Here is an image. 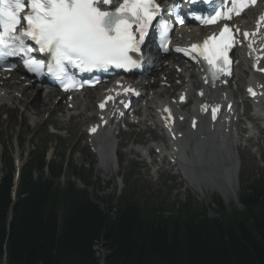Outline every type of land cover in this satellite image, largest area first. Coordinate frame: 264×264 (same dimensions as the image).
<instances>
[{
	"label": "trees",
	"instance_id": "obj_1",
	"mask_svg": "<svg viewBox=\"0 0 264 264\" xmlns=\"http://www.w3.org/2000/svg\"><path fill=\"white\" fill-rule=\"evenodd\" d=\"M28 158L16 188L11 157L1 160L0 264H264V176L242 188L231 213L214 199L216 218L190 203L165 216L126 193L115 204L94 196L100 209L85 189L59 185L61 165H46L44 152Z\"/></svg>",
	"mask_w": 264,
	"mask_h": 264
},
{
	"label": "snow or ice",
	"instance_id": "obj_2",
	"mask_svg": "<svg viewBox=\"0 0 264 264\" xmlns=\"http://www.w3.org/2000/svg\"><path fill=\"white\" fill-rule=\"evenodd\" d=\"M249 2L255 4L256 0H232L233 7L226 13L217 10L204 22L231 19L248 7ZM112 3L113 0H0V63L18 56L24 60L28 71L39 75L43 73L45 61L36 59L32 53L46 54L50 58L48 73L65 90L76 87L65 65L81 72L109 67L132 70L138 66L132 54L140 52L146 30L156 19L160 7L156 0H122L118 6L110 8ZM21 13H24L22 17ZM260 19L264 21V17ZM161 28L163 39L168 31L167 22H161ZM244 36L248 38L249 34L244 33ZM235 43L233 31L225 26L219 39L207 38L202 45L193 44L190 48L207 62L210 71L216 69L212 72L214 80L226 71L224 64L230 63L228 52ZM176 51L190 55L181 48ZM100 107L103 109L104 104ZM212 118H216V109L212 111Z\"/></svg>",
	"mask_w": 264,
	"mask_h": 264
},
{
	"label": "rangeland",
	"instance_id": "obj_3",
	"mask_svg": "<svg viewBox=\"0 0 264 264\" xmlns=\"http://www.w3.org/2000/svg\"><path fill=\"white\" fill-rule=\"evenodd\" d=\"M164 79L160 80L164 81ZM173 84L174 82H172V85ZM168 94L171 95L170 100H176L177 95L175 98H172L173 94L170 90ZM164 95L162 98L165 97ZM84 104L85 102H82V106ZM154 109L152 108L151 111H154ZM86 113L84 114L86 117L91 116L86 115ZM43 120L45 119L40 120V123H42ZM32 123L33 120H25L24 117H22V110L20 107L16 108V106L12 104L0 107V175L2 172L1 169H3L1 160L10 154H12L13 158L17 159L16 163L20 165L19 160L22 158L20 157L22 153L26 155L32 151V153L38 154L45 146L48 149L46 159L54 158V162L62 160L64 154L71 151L72 155L69 157V164H71V167L81 169V167L84 166L82 175L86 174L90 176L88 182L92 185L88 187L87 193L89 196H92V199H95L94 196L98 197L99 200L113 198L114 203L117 196L119 197L121 194L126 193L128 198L133 199L140 207H162V209L166 211L164 214L165 216H170L172 212L176 211L181 205L190 203L194 209L205 210L208 218H216L218 214V208L213 203L214 199L218 200L223 207H225L227 213L238 210L239 205L237 198L242 188L252 181L259 179L261 174L264 176V145H259L258 148L253 147L250 150L249 147L243 149L242 146L239 145V149L236 151L240 169L238 179L236 177L237 182L235 179L232 188L228 186L227 180L224 176L222 178L219 172H209L205 175L198 173L199 176L204 175V178H201L204 180L200 181L201 184L200 182L191 183V185H193V187L191 186L192 188L186 185L185 181L183 182L180 176L172 178L168 174H163L162 171L153 174L148 171L149 168L148 166H144V163H137L134 161V153L129 152L124 154V151L128 150L125 147L129 142H134V140H136L139 143H145L147 141V135L142 138L137 137L138 129L133 130L134 133L131 135H123L124 139H122L123 137L116 139L119 142V146L123 144L124 147L123 151L119 150L117 152L118 158L120 157L117 172L114 173L112 169L111 155L105 170H100L99 168L102 165L98 166L97 158L94 156L92 149L86 146L85 139H79L80 135L85 133V123H82L83 126H80V128L74 129V135H70L69 133L66 134V130L61 128L65 126L61 124L60 129L65 131H61L59 135H53L50 132V128L47 127V124L45 126H40L39 123V126H36V124L33 126ZM239 144L242 145V142H239ZM148 146L149 145L146 147ZM16 157H18L19 160ZM24 160L25 159H23V161ZM234 167L238 170L236 163ZM69 178L70 171H65L63 178L58 180L60 186H65ZM121 179H123L122 182ZM73 181L78 188H84L79 180L73 179ZM195 184H197L200 191L204 193V197L196 193ZM129 186L130 188L134 186V189L131 191ZM93 202H95L100 209L104 210L101 202L96 200ZM101 253L103 256L104 251ZM2 264H6L5 260Z\"/></svg>",
	"mask_w": 264,
	"mask_h": 264
},
{
	"label": "bare ground",
	"instance_id": "obj_4",
	"mask_svg": "<svg viewBox=\"0 0 264 264\" xmlns=\"http://www.w3.org/2000/svg\"><path fill=\"white\" fill-rule=\"evenodd\" d=\"M258 12V11H257ZM247 19V17H246ZM252 29V28H251ZM254 30V29H252ZM185 33L187 31H184ZM185 39H189V38H185ZM194 39V38H191ZM254 39V37L252 38ZM260 44H255L254 46H250L248 48L249 53L251 54V56H254V51H251L250 49L253 50H258ZM262 55H264V52L260 53ZM264 57V56H263ZM249 57L247 55V53H242V56H239V60H240V64L238 65L237 68V72H239V75L241 76L242 74H244L245 72V64L246 62L248 63L250 61L247 60ZM259 59V58H258ZM263 59V58H262ZM247 60V61H246ZM168 61V60H167ZM264 61V59H263ZM260 63H261V68L264 69V62H261L260 59ZM161 76L165 77L166 79H164V81L162 80H158L157 84L155 86V88L151 87L149 89V91H153L154 93L151 92V94L147 95V102H146V106L144 109V115L142 114V117H140V121L138 122L139 125L144 126L141 131H140V135L146 133L147 131L150 132L149 128L146 126L147 123H156V119H154V117L151 115V110L152 108L154 109V112L157 115V119L158 121H160L161 123L164 124H168L171 128L172 134L173 136H179V137H183L184 139L181 140H177L176 144L172 147L173 152H171V155L175 158L174 160L184 163L182 165V167L187 168L189 165H194L193 163V159L192 157H187V153L184 152L186 150V141H191L192 142V147H190V151H193L196 155H198V159L201 158H205L207 155H213L216 157H219L221 154H223V152H229V148L230 146L234 143V133H233V128H232V123L233 120L230 117H232L233 113L230 110H228L227 108L225 109H221V113H220V119L222 120V116H223V120H228L226 122V127L222 131H218L216 133H209L207 132V123L206 121L202 118L201 119V115L195 116L193 117L195 120L197 121V125H196V129H199V133L201 132V134L203 135L202 137H200V134L197 135V133L193 130L192 131V135L191 131L189 129V127H186L185 131H179V126L182 124L181 122H183L182 120L186 118H184L186 115L182 114V110L183 109H178L177 108V104L179 103V99L183 97V95L186 93V97L189 99H195V94L191 95L190 92V87H188V85L185 88H182L180 93L177 95L176 100H170V96L169 90L173 87L169 86V87H164V89H162V86H164V84L169 83L170 85H172V82L174 81V77H173V72L170 73V71L168 70H162L161 71ZM237 76L234 75L233 78H236ZM242 78V76H241ZM181 79V78H180ZM189 79L194 80V83L197 85H201L202 81L199 82L198 76L194 73V71L189 72ZM177 80H179L177 78ZM233 81V79L231 80ZM8 82V81H7ZM5 83L2 84V87L0 85V106L4 105L5 103H17L18 105L22 106L23 110L25 113L31 114L32 119L36 118L37 121H34V124H36L39 120V118L41 117V115L46 111V110H51L50 112L52 114V112L58 110L59 112H63V113H69L68 110L64 109V111H61L62 106H55V107H51L48 103V101L50 100H43L39 97V94L36 95H32V93L27 92L28 89L26 88H20V86L22 84L16 82V83ZM194 83L192 82V86H194ZM23 86V85H22ZM255 87H258L259 91L262 92V95H264V86H260V85H254ZM203 88L205 91V97L204 99L206 100V102H210L208 104H215L216 106H220L223 105L225 102V98H226V91H223L222 88H215V90H210L208 91L206 88L204 87H200ZM200 88H198L197 90H199ZM208 91V92H207ZM100 91H98L99 93ZM165 94V95H164ZM99 95V94H97ZM163 95L165 97H167V99L165 100L163 97ZM230 95V94H229ZM28 96H30L32 99L29 100ZM112 97V96H111ZM260 98V97H258ZM263 99V97L261 98V100ZM93 100V99H92ZM92 100H89V97H84L82 100L79 99L78 101H80V103H76L74 105V109L73 111L78 112V114H75L73 116V119L75 121V124H73V126H66L65 127H61L64 128L67 133H69L70 135H74V129L80 127V125H82V123H88L90 120H93L94 118H101L102 120H104L107 116L106 113L103 112L102 108L100 107L101 104H104V107H109L111 105V103L114 102V99L112 102L106 103L105 101V96L100 99L98 98V102L97 104L95 103L93 105V109L97 111V113H95L94 115H91L89 117H86L84 114L86 112H89L92 110L91 104H92ZM82 102L85 104L82 106ZM165 109H167L168 111H165ZM140 110V109H139ZM142 111V110H141ZM47 112V111H46ZM45 112V113H46ZM193 111L191 110L190 116H192ZM110 114H108L109 116ZM189 116V117H190ZM28 118V115H27ZM169 119H173V123L169 124L166 120ZM231 121V123L229 122ZM94 124V123H93ZM189 126V124H188ZM227 127H229V129L227 130ZM91 127H88V130ZM95 128L96 131L94 132V135L98 136L96 139L95 138H87L86 134L87 132H85L84 134H81L79 139L83 138V135L85 136V139H87V141L90 139L92 142V145H94L95 149L97 148L99 150V153L101 155V164L102 165L99 169L102 170L106 168V164L109 162L110 160V155H113V148L109 149V147H112L111 145V139L109 138L110 133L113 134L111 135V137L113 138L114 136V132L113 130L108 132L107 130L105 131H101L97 128V125H94L92 127V129ZM116 131V130H115ZM225 133V134H224ZM165 135H167V133H165ZM190 135V136H189ZM197 135V136H196ZM195 136V137H194ZM150 137L153 138V140L156 138L154 137V133L150 132ZM186 138H189L186 140ZM188 143V142H187ZM157 148L160 149H167L168 146L166 145V142L164 141L163 145ZM171 149V151H172ZM148 153L153 154L154 153V149H148L147 151ZM186 155V159L184 160V156ZM112 157V156H111ZM166 156L162 157V160H165ZM188 158V159H187ZM17 161V160H16ZM231 162V160H230ZM176 163V164H177ZM175 164V165H176ZM189 164V165H188ZM174 165V166H175ZM235 163H231L228 164L225 168H224V177L227 180V184L228 186H230L232 188V184L235 182V179L237 177V172L238 170L234 167ZM16 167L19 168L20 165H18L16 163ZM237 170V172H236ZM178 171L183 172V168L178 169ZM184 182V181H183ZM193 187V185H192ZM195 191L196 193L202 195L203 197L205 196L204 193H202L199 189V186L197 184H195Z\"/></svg>",
	"mask_w": 264,
	"mask_h": 264
}]
</instances>
